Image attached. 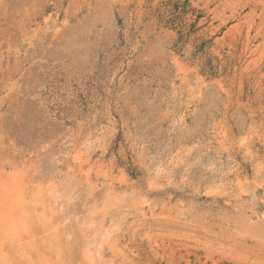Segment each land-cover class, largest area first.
Here are the masks:
<instances>
[{
	"label": "rangeland",
	"instance_id": "374dc122",
	"mask_svg": "<svg viewBox=\"0 0 264 264\" xmlns=\"http://www.w3.org/2000/svg\"><path fill=\"white\" fill-rule=\"evenodd\" d=\"M0 264H264V0H0Z\"/></svg>",
	"mask_w": 264,
	"mask_h": 264
}]
</instances>
